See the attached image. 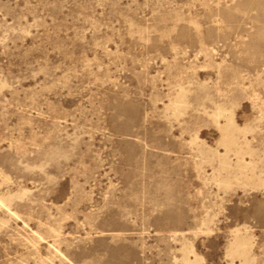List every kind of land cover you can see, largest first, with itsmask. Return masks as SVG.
Wrapping results in <instances>:
<instances>
[{"label": "rangeland", "instance_id": "obj_1", "mask_svg": "<svg viewBox=\"0 0 264 264\" xmlns=\"http://www.w3.org/2000/svg\"><path fill=\"white\" fill-rule=\"evenodd\" d=\"M0 264H264V0H0Z\"/></svg>", "mask_w": 264, "mask_h": 264}]
</instances>
